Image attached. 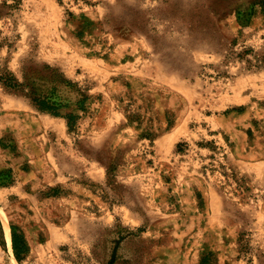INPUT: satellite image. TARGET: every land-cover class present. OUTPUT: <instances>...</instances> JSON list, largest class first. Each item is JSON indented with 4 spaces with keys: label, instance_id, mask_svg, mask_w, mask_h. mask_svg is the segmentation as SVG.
<instances>
[{
    "label": "rangeland",
    "instance_id": "rangeland-1",
    "mask_svg": "<svg viewBox=\"0 0 264 264\" xmlns=\"http://www.w3.org/2000/svg\"><path fill=\"white\" fill-rule=\"evenodd\" d=\"M47 63L88 109L0 83V264H264V0H0Z\"/></svg>",
    "mask_w": 264,
    "mask_h": 264
},
{
    "label": "trees",
    "instance_id": "trees-1",
    "mask_svg": "<svg viewBox=\"0 0 264 264\" xmlns=\"http://www.w3.org/2000/svg\"><path fill=\"white\" fill-rule=\"evenodd\" d=\"M84 32L85 26L82 24L78 33ZM22 72V77H19L11 69L0 68V83L28 98L39 110L66 118L70 129L76 126L80 114L74 111L64 114L62 109L75 102L79 110L86 112L90 95L85 88L68 78L60 68L48 63L41 66L24 65ZM13 244L19 258L28 250L22 233L14 231Z\"/></svg>",
    "mask_w": 264,
    "mask_h": 264
},
{
    "label": "bare ground",
    "instance_id": "bare-ground-1",
    "mask_svg": "<svg viewBox=\"0 0 264 264\" xmlns=\"http://www.w3.org/2000/svg\"><path fill=\"white\" fill-rule=\"evenodd\" d=\"M8 222H9V221H8ZM5 227H6V232H7L8 238H9V240L11 241V229H10L8 223L6 224Z\"/></svg>",
    "mask_w": 264,
    "mask_h": 264
}]
</instances>
